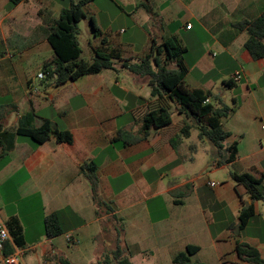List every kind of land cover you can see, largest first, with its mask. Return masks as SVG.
I'll use <instances>...</instances> for the list:
<instances>
[{"label": "crops", "instance_id": "obj_1", "mask_svg": "<svg viewBox=\"0 0 264 264\" xmlns=\"http://www.w3.org/2000/svg\"><path fill=\"white\" fill-rule=\"evenodd\" d=\"M122 1L135 6L129 14L132 25L145 38L138 46L127 38L128 25H104L91 3L88 14L96 18L108 44L134 62L153 42L177 37L187 48V86L211 90L217 105L227 104V95L214 88L233 80L227 86L237 107L223 120L230 136L223 150L201 139L197 126L174 102L152 95L150 77L130 72L121 61H115L114 69L62 86L44 82L38 73L54 55L48 25L70 0L68 5L64 0H0L1 129L38 127L49 119L73 135L72 143L52 136L43 144L16 135L13 149L0 158V216L5 222L17 216L23 225V264H57L60 255L71 264H85L90 247L99 259L115 249L118 239L133 264H176L173 258L188 245L200 247L193 260L204 264H254L240 259L237 246L247 243L264 258V200L254 201L233 174L252 175L264 194V58L252 57L245 47L248 33L235 24L258 17L264 0ZM194 20L211 40H201L199 54L192 57ZM84 21L90 23L89 18ZM101 43L94 34L87 60L95 58L94 47ZM239 71L242 78L236 81ZM161 106L171 108V124L152 127L144 136V115ZM186 123L192 127L189 135L182 134ZM233 144L236 159L226 162V149ZM84 165L96 169L99 203ZM213 174L222 175L215 187L210 185ZM250 204L255 215L241 228V210ZM58 211L67 232L49 238L44 220Z\"/></svg>", "mask_w": 264, "mask_h": 264}, {"label": "trees", "instance_id": "obj_2", "mask_svg": "<svg viewBox=\"0 0 264 264\" xmlns=\"http://www.w3.org/2000/svg\"><path fill=\"white\" fill-rule=\"evenodd\" d=\"M14 2V1H13ZM95 0H70V5L64 7L57 18L50 21L47 30V39L51 44L54 55L48 59L42 71L46 74L42 79L44 82H52L55 86H62L69 81H75L85 75L100 73L105 69H114L115 61H121L122 66L130 72L150 77L152 95L166 96L176 104L179 113L188 116L199 130L201 139L210 140L215 147L223 150L224 142L230 136V132L224 127L223 120L232 114L237 107L236 102L230 106L222 101L219 105L215 102V94L211 90L203 88H190L186 84L188 68L184 64L187 48L182 45L177 37L157 44L152 43L150 51L133 62L132 58L123 59L119 50L112 48L93 15H89L87 7ZM147 11L153 14V7L145 4ZM89 18L90 25L95 36L101 37V46L94 47L95 58L87 60L83 56V48L79 41V23ZM240 30L248 33L245 47L254 59L264 58V10L252 20H244L235 24ZM170 64H174L173 68ZM233 80L226 81V84ZM171 108L161 106L157 109L148 111L143 117L142 134L148 135L152 127L163 128L172 122ZM0 125V148L2 155L14 147L16 135L30 137L37 144H43L52 136L59 142H73V135L67 130H60L49 119H43L40 126L20 125L16 130H2ZM191 125L186 123L183 128V135L191 133ZM174 144V142H173ZM229 157L226 162L236 159L238 152L237 144H233L226 149ZM83 171L87 175L91 186L93 199L99 203L98 178L94 166L84 165ZM234 179L244 184L252 199L264 200V194L258 189L260 181L248 173L233 174ZM255 215L254 205H244L240 213V225L244 228L250 219ZM14 244L24 249L26 239L23 225L17 216L10 217L6 222ZM45 234L49 238H54L67 232L61 221V212H54L44 220ZM12 245L8 244L6 253L12 252ZM197 245H188L186 250L178 253L173 261L176 264H204L193 257L199 252ZM237 251L240 259L254 264H264V258L253 246L242 243L238 244ZM57 264H71L70 260L62 255L56 256ZM97 264H133L130 254L125 246L121 245L120 239L117 241L115 249L107 251L97 262Z\"/></svg>", "mask_w": 264, "mask_h": 264}, {"label": "rangeland", "instance_id": "obj_3", "mask_svg": "<svg viewBox=\"0 0 264 264\" xmlns=\"http://www.w3.org/2000/svg\"><path fill=\"white\" fill-rule=\"evenodd\" d=\"M63 1V0H60ZM141 1V0H140ZM65 4H69V0H64ZM97 8H99L97 14L98 17L101 19V21L103 22L104 25H107L108 23L114 21V24H120L121 28L124 27L126 28L127 25L129 26V32L127 34V38L128 39H132L135 40L138 43V46H140L143 41L145 36L141 35V32L138 29H134L133 28V21L131 16L129 15L132 11H134L136 8L135 6H130L128 4H125L122 0H95V4ZM117 17V18H116ZM195 27L194 29H192V31L189 33V35H191L194 31H197V36L195 37V45L193 49L192 54H190L192 57H195V55L199 54L198 52L201 50V40H211V34L206 31L205 29H203L199 23L197 21H193ZM189 27H191V24H189ZM202 28V29H201ZM79 30H80V34H79V39H80V43L82 48L85 50V54L84 57L89 59V40L93 38L94 33H93V29L92 27H90V23L85 22L84 20L81 21L79 23ZM184 33V30H183ZM194 36V35H193ZM196 71V70H195ZM197 74V73H195ZM218 88H224L222 89L223 91H221V89ZM233 89L230 86L227 85H223L222 82L218 85V87L214 88L215 92H221L222 94L227 95V104L232 106L234 103L232 102V96H233ZM191 141L193 142H198L197 139H192ZM206 156V155H205ZM210 157H208V161ZM205 164V162H204ZM210 163H207V166H210ZM210 179L212 181L215 182H221L220 180L222 179V175L220 174H216V175H210L209 176ZM62 240H64V237L61 238ZM66 246V245H65ZM95 249V246H94ZM93 250V247H90V254H89V259L90 261H86L85 264H97L98 260L101 258H97L96 259V255L94 254V250L93 253H91ZM95 259H91V258ZM0 264H4L3 262ZM76 264H83V263H78L76 261Z\"/></svg>", "mask_w": 264, "mask_h": 264}, {"label": "built area", "instance_id": "obj_4", "mask_svg": "<svg viewBox=\"0 0 264 264\" xmlns=\"http://www.w3.org/2000/svg\"><path fill=\"white\" fill-rule=\"evenodd\" d=\"M46 74L41 70L38 73L39 79H44ZM242 74L241 72H236L234 75V79L236 81L241 80ZM264 129V126H263ZM217 182H210L212 187L217 186ZM69 242H72L71 236H67ZM12 245V252L6 253L7 245ZM0 254L2 255V262L4 264H23L24 250L17 247L14 244L13 237L11 232L6 224V222L0 216Z\"/></svg>", "mask_w": 264, "mask_h": 264}]
</instances>
